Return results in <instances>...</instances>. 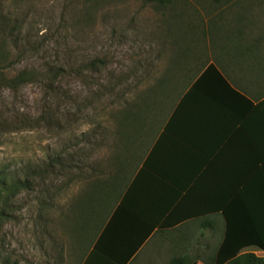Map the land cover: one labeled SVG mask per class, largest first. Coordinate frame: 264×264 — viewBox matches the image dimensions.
Here are the masks:
<instances>
[{
    "label": "rangeland",
    "instance_id": "obj_1",
    "mask_svg": "<svg viewBox=\"0 0 264 264\" xmlns=\"http://www.w3.org/2000/svg\"><path fill=\"white\" fill-rule=\"evenodd\" d=\"M218 1L222 5L224 0ZM0 2L1 12L11 11L22 24L17 44L13 36L7 38L14 61L9 73L35 67L46 74L17 90L0 88V120L14 125L0 136V164L20 171L22 166L41 163L44 170L9 203V214L0 223V261L77 264L82 241L90 235L79 230L72 235L64 225L62 212L73 184H79L72 182L89 165L105 159L107 137L116 133L112 113L133 100L138 88L151 80L153 69L160 70L157 53L162 35L169 34L173 44L193 41L189 60L223 49L234 53V60L240 58L237 64L246 65L248 73L261 70L264 7H254L258 0L250 7L231 6L221 11L218 21L206 23L218 10L215 0H177L174 9L155 8L146 0ZM169 12L178 16H163ZM54 67L60 70L52 76ZM52 78L54 88L49 87ZM22 115L32 124L22 123ZM55 155L69 166L46 167ZM179 241L188 239L173 235L166 242L168 253L162 249V256L168 254L166 264L172 256L185 254L176 252Z\"/></svg>",
    "mask_w": 264,
    "mask_h": 264
},
{
    "label": "crops",
    "instance_id": "obj_2",
    "mask_svg": "<svg viewBox=\"0 0 264 264\" xmlns=\"http://www.w3.org/2000/svg\"><path fill=\"white\" fill-rule=\"evenodd\" d=\"M251 4L224 0L213 19L228 7ZM254 7L263 9L264 0ZM168 37L162 35L157 53L160 70L153 69L151 80L119 110L105 159L72 182L79 184H73L62 212L64 225L72 235H90L77 264L95 244L106 264H166L162 249L168 253L173 235L188 239L175 243L176 252L197 255L190 264L204 263L225 236V207H231L232 236L256 231L255 204L264 188V62L248 73L237 64L240 58L223 49L189 60L194 42L173 44ZM240 95L249 100L241 111ZM212 203L215 211L186 216ZM241 251L264 256L256 245Z\"/></svg>",
    "mask_w": 264,
    "mask_h": 264
},
{
    "label": "trees",
    "instance_id": "obj_3",
    "mask_svg": "<svg viewBox=\"0 0 264 264\" xmlns=\"http://www.w3.org/2000/svg\"><path fill=\"white\" fill-rule=\"evenodd\" d=\"M15 2H18V0H14ZM97 1V0H95ZM148 2L154 3L156 6L155 8H172L174 9V4L177 2V0H146ZM219 7L221 5V2L218 0H215L214 2ZM96 4V3H95ZM167 6V7H166ZM164 9V10H165ZM2 4L0 2V88H7V90H17L21 85L29 82L34 81H40L45 77V73L43 69H38L35 67H22L18 69L15 73L10 74L9 68L13 65L14 61L10 59V48L8 46L7 38H10L13 36V40H15L14 44H17L19 40L18 33L22 30V24L20 23V17L18 15H13L11 11H7L6 14L2 13ZM171 15L172 17L178 16L177 12H169L168 14H163L164 17ZM215 16L212 15L208 18V20L213 19ZM18 32V33H17ZM18 46V45H17ZM99 62L101 59H97ZM94 61V60H93ZM213 69V67H211ZM60 70L58 67L52 68V73H50L52 76L55 75L56 71ZM215 74L217 75V72L215 71ZM218 77V76H217ZM223 82L224 78L219 74L218 79ZM225 84V83H224ZM226 86H229L231 89V86L229 84H225ZM49 87L54 88L55 87V81L52 78L49 82ZM235 92V91H234ZM237 93V92H235ZM240 111L242 107H246L249 100L243 96L240 95ZM130 101H126V103H129ZM243 104V105H242ZM120 110V109H119ZM119 110L112 113V116H114V123L119 124L120 122V114ZM244 110L241 112V116H243ZM124 113H126V109L123 110ZM124 116V115H123ZM22 123L30 125L32 124L29 118L26 115H22ZM17 128V126H15ZM11 128H14V125H12L4 120H0V136L4 131H7ZM115 131H116V125H115ZM75 155V153H73ZM49 165H46V167H53L55 163H59L60 166L68 167L69 165H64V158L62 159V156H53L49 158ZM69 160H72L70 158ZM22 168L19 170H13L11 169L10 165L8 163L0 164V223L8 216V206L11 202L12 198L20 191L26 190L29 188L31 180L34 179L36 176H40L41 173L44 171L42 168L41 163L35 164L33 167L31 166H22ZM264 179V178H263ZM264 185V180H263ZM46 189H48L46 187ZM219 192V190H217ZM217 192V193H218ZM225 193V191H224ZM262 197L263 199H260V201L256 204L257 208L255 211L259 216L256 218V231H254L253 235L239 238L232 236L231 233V207H225V217L227 219L226 221V230H225V236L220 242V244L215 249L214 253L210 256H207L206 258H203L205 264H264V256L257 255L252 251H241V249L248 245H256L262 249H264V188L262 189ZM52 198V195L50 194L49 199ZM48 199V200H49ZM45 201L44 203H46ZM48 204V203H47ZM217 205L214 203L208 204L207 207H201V209H192V211H189V215L186 216H202L200 215L202 210H206L204 212H211L215 211L217 209ZM263 215V216H262ZM259 218V220H257ZM168 220H165L164 224H167ZM170 222V221H169ZM67 228V227H66ZM70 228V227H68ZM71 229V228H70ZM255 229V228H254ZM72 231V230H71ZM107 256L103 254L101 251H99L96 247V244L91 249V251L86 255V258L83 260L82 264H89L96 263V264H106L107 262ZM197 255H190V254H181V255H175L172 256L167 264H190L194 259H197ZM0 264H6V262L3 260L0 261Z\"/></svg>",
    "mask_w": 264,
    "mask_h": 264
}]
</instances>
